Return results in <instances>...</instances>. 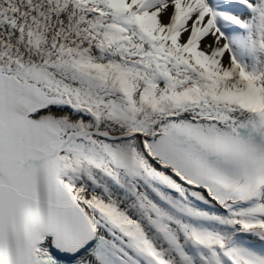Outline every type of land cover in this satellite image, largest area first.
I'll return each mask as SVG.
<instances>
[{"label":"snow or ice","instance_id":"obj_1","mask_svg":"<svg viewBox=\"0 0 264 264\" xmlns=\"http://www.w3.org/2000/svg\"><path fill=\"white\" fill-rule=\"evenodd\" d=\"M0 264H264V0H0Z\"/></svg>","mask_w":264,"mask_h":264}]
</instances>
